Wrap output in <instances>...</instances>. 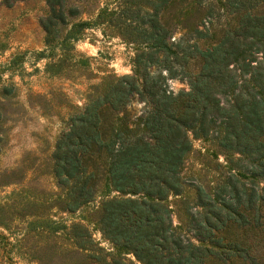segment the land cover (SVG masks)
<instances>
[{"label": "trees", "instance_id": "trees-1", "mask_svg": "<svg viewBox=\"0 0 264 264\" xmlns=\"http://www.w3.org/2000/svg\"><path fill=\"white\" fill-rule=\"evenodd\" d=\"M14 1L0 0L6 6ZM171 1L125 0L118 14L108 13L118 33L142 48L131 59V73L101 78L55 137L50 173L61 188L56 206L72 212L91 202L102 164L117 196L100 201L93 221L114 251H105L80 224L68 231L93 264H264V0H222L233 23L201 46L196 39L212 34L196 28L170 40L160 13ZM192 1L200 6L204 0ZM43 2L44 43L60 44V26L77 9L66 0ZM204 11L214 13L209 4ZM169 78L186 79L188 89L173 93ZM134 94L148 105L137 132L113 114ZM189 134L213 143L226 174L211 191L195 185L193 196L180 200L175 227L164 200L184 191L180 170Z\"/></svg>", "mask_w": 264, "mask_h": 264}, {"label": "rangeland", "instance_id": "rangeland-1", "mask_svg": "<svg viewBox=\"0 0 264 264\" xmlns=\"http://www.w3.org/2000/svg\"><path fill=\"white\" fill-rule=\"evenodd\" d=\"M221 3L204 0L199 6L192 0H172L161 11L160 21L171 41L195 28L212 34L196 39L201 46L214 41L225 23H233ZM205 4L213 14L205 13ZM124 5L125 0H66V6L76 7L77 13L60 26L63 42L49 46L39 24L43 0H17L9 6L0 2V264H93L87 251L74 247L69 239L73 223L84 226L105 251H114L93 221L100 201L117 196L106 183L103 165H98L93 200L69 212L56 206L61 188L50 173V153L68 115L83 106L101 78L131 73V59L142 45L125 39L117 23L107 21L110 11L118 14ZM60 59L65 63L59 67ZM196 68L191 58L187 69L193 73ZM166 83L173 93L188 89L186 79L169 78ZM147 109L134 94L113 114L134 129ZM111 120L107 113L105 121ZM188 136L191 148L180 170L184 191L164 200L175 227L182 213L180 200L190 199L195 185L211 191L226 174L213 143Z\"/></svg>", "mask_w": 264, "mask_h": 264}]
</instances>
